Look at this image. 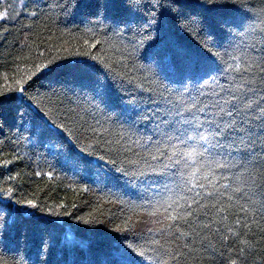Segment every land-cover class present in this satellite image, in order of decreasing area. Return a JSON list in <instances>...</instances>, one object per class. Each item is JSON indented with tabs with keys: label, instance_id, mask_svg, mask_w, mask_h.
Wrapping results in <instances>:
<instances>
[{
	"label": "trees",
	"instance_id": "1",
	"mask_svg": "<svg viewBox=\"0 0 264 264\" xmlns=\"http://www.w3.org/2000/svg\"><path fill=\"white\" fill-rule=\"evenodd\" d=\"M245 2L254 12L257 31L264 30V0ZM149 13L156 15L151 8L143 14L147 17ZM0 14V90L31 76L36 64L53 61L59 66L55 72L37 73L38 78L29 82L27 95L32 102L25 101L17 109L25 113L23 120L7 112L0 116V223L4 224L0 264H32L38 248L48 249L49 264H92L104 257L97 243L100 238L122 235L128 237L124 242L138 245L147 255H154L148 253L149 247L161 246L173 256L176 251L183 254L176 261L162 257L167 264H264L260 180L253 190L256 194L239 195V204L229 213L201 218L207 227H197L195 235L179 236L173 231L169 236L158 231L157 221L167 223L163 210L152 215L166 194L144 192L120 181L106 183L103 173L88 163L104 156L105 170L113 168L114 172V167H121L131 171L134 166L127 162L143 155L141 145L151 135L145 131V121L141 119L138 129L130 130L109 118L118 103H101L105 97L126 101L135 97L143 108L146 97L160 96L164 82L152 74L142 54L167 42L204 58L215 57L221 70H226L231 57L238 55L239 49L234 48L245 38H233L231 47L226 43L216 47L205 45L195 29L175 28L150 42L145 37L155 33L141 32L136 23L131 31L115 35L123 25L105 30L108 21L89 23L73 13L71 0H0ZM76 61H86L93 69L91 82L64 71ZM165 100L174 102V96L161 97L159 103ZM145 111H154V106ZM235 159L254 175L264 169L259 146L246 159ZM110 160H115L114 166L107 163ZM9 189L11 195L5 196ZM28 200L38 207L16 203Z\"/></svg>",
	"mask_w": 264,
	"mask_h": 264
},
{
	"label": "snow or ice",
	"instance_id": "2",
	"mask_svg": "<svg viewBox=\"0 0 264 264\" xmlns=\"http://www.w3.org/2000/svg\"><path fill=\"white\" fill-rule=\"evenodd\" d=\"M71 8L74 14L89 23L103 25L108 21L105 30L123 25L121 33L114 32L115 35L131 31L132 23H136L141 32L155 33L145 37L150 42L160 39L163 31L175 28L182 31L195 29L197 35L202 34L205 45L216 47L225 43L231 47L233 38H245L234 48V51L239 49L238 55L231 57L232 62L226 70H221L215 57L204 58L167 42L142 54L152 74L164 82L160 86V96L146 97L143 108L135 97L132 101L105 97L101 103L106 100L118 103L119 108L110 119L130 130L138 129V122L143 119L145 131L151 135L145 137L141 145L143 155L138 154L136 160L127 162L134 166L131 171L121 167H114V172L113 168L105 170L104 156L88 162L94 165L98 174L103 173L101 178L106 183L120 181L144 192L166 194L157 201L152 215L163 210L167 223L157 221L160 224L158 231H166L169 236L173 231L179 236L195 235L197 227H207L201 223V218L229 213L239 204L237 197L241 194L255 195L253 190L257 189L258 180L261 181L259 191L264 196V169L254 175L235 159L237 156L246 159L257 146L264 153V30L257 31L254 12L245 0H71ZM149 8L156 15L149 13L145 17L143 13ZM261 13L264 14V9ZM254 51L260 54L254 56L251 54ZM73 63L74 67L64 71L91 82L93 69L87 62ZM58 68L53 61L36 64L31 76L0 90V116L7 112L19 115L23 120L25 113H17V109L25 101L32 102V97L27 95L29 82L37 77V73L44 75ZM224 78L225 83H221ZM164 96H174V102L159 103ZM150 105L154 106V111H145ZM149 124L150 128L147 127ZM56 127L53 121L52 131ZM153 136L157 137L155 141ZM107 163L114 166L116 162L110 160ZM237 168H243V171H236ZM11 191H5L4 195L10 196ZM16 203L38 207L32 200ZM182 227H187L188 231H181ZM3 231L4 224L0 223V240ZM127 239V235L100 238L97 243L103 249L104 257L92 264H167L162 257L176 261L183 256L179 251L173 256L163 246L149 247L148 253L154 255H147L138 245L134 247L124 242ZM48 247L50 249L51 245ZM41 255L45 259H39ZM47 256L48 249L38 248L37 259L32 264H49Z\"/></svg>",
	"mask_w": 264,
	"mask_h": 264
}]
</instances>
